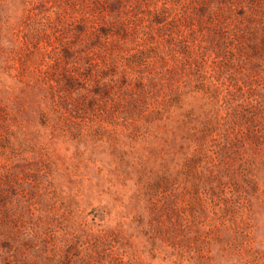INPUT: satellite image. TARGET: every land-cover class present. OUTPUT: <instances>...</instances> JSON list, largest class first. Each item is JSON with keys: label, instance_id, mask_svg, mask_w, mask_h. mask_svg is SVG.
Returning a JSON list of instances; mask_svg holds the SVG:
<instances>
[{"label": "rangeland", "instance_id": "1", "mask_svg": "<svg viewBox=\"0 0 264 264\" xmlns=\"http://www.w3.org/2000/svg\"><path fill=\"white\" fill-rule=\"evenodd\" d=\"M0 264H264V0H0Z\"/></svg>", "mask_w": 264, "mask_h": 264}, {"label": "trees", "instance_id": "2", "mask_svg": "<svg viewBox=\"0 0 264 264\" xmlns=\"http://www.w3.org/2000/svg\"><path fill=\"white\" fill-rule=\"evenodd\" d=\"M247 16H248V18H250V17H251V15H249V14H248Z\"/></svg>", "mask_w": 264, "mask_h": 264}]
</instances>
